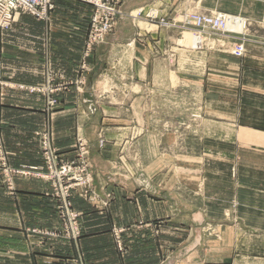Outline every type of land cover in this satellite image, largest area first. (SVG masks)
Returning a JSON list of instances; mask_svg holds the SVG:
<instances>
[{
  "label": "crops",
  "instance_id": "1",
  "mask_svg": "<svg viewBox=\"0 0 264 264\" xmlns=\"http://www.w3.org/2000/svg\"><path fill=\"white\" fill-rule=\"evenodd\" d=\"M189 2L203 10L250 19L254 16L247 9L264 8V1L258 0H125L123 7L127 12L154 10L173 16L177 7ZM54 3L56 9L47 22L22 16L0 36V70L10 84L40 86L49 67L68 82L79 77L93 9L73 0ZM146 21L123 20L95 49L87 73L93 103L71 87L61 93L60 106L51 113L41 95L5 92L0 103L5 166L42 167L37 135L50 126L60 153L74 159L76 137L82 134L91 147L94 191L100 199L93 203L75 195L74 206L83 222L77 243L48 239L40 233L61 229L54 203L45 195L48 183L15 177V191L10 194L0 167V216H9V223L0 218V264H72L80 256L85 264H264V179L242 174V167L258 170V159L243 164L234 146L238 137L240 152L244 146L264 151V130L257 128L258 120L243 125L235 116L227 120L220 110L227 102L226 91L232 90L233 103L238 104L246 77L253 75V69L261 70L253 65L264 66L262 58L247 56L245 62L231 63L223 53L187 51L183 59L178 57L176 35L153 30L152 24L149 29L139 27L148 25ZM173 75L175 83L180 76L188 86L201 90L206 105L202 126L195 133L186 132L180 160L172 154L177 150L178 130L171 125L162 130L159 111L162 86L172 89ZM259 82L249 88L258 85L263 92ZM163 146H168L169 161L162 159ZM126 166L144 169L137 173L151 177L147 178L156 193L130 181L122 172ZM163 167L185 169L180 181L170 174L169 192L161 188L168 176L155 171ZM199 181L203 187L197 192ZM227 212L239 221L226 223ZM162 218L164 229L158 223ZM156 224L160 235L154 234ZM115 229H123L119 235L123 252ZM6 251L10 261L1 255Z\"/></svg>",
  "mask_w": 264,
  "mask_h": 264
},
{
  "label": "rangeland",
  "instance_id": "2",
  "mask_svg": "<svg viewBox=\"0 0 264 264\" xmlns=\"http://www.w3.org/2000/svg\"><path fill=\"white\" fill-rule=\"evenodd\" d=\"M54 1L55 0H53V3ZM73 1H76V0H73ZM124 1L125 0H111V2L117 3V7L124 14V16L118 20L114 28V31L110 33L108 36H106L102 42H100L98 45L94 47L92 53L88 56V58H85L86 57L85 56L86 55V45H87L89 32L91 29V19L94 13V8L84 3L92 7L93 12H92L90 23H89V31L86 36L85 53H84L83 62L81 64V69H80L81 71L76 81H73V82L66 81L63 75L55 73V71L49 67L47 70L45 82L42 85L40 86L13 85L3 78V75L0 70V103L3 100V96L5 95V92L11 91V90L12 91L13 90L27 91L31 94H38L45 98V95L43 94L44 92L42 91L32 92L31 89L32 88L42 89L46 84L47 75L49 73L53 75V82L51 83V88L55 90L54 93H57L54 95V98L57 100V104H58L54 108L49 109L48 107L49 105L47 104L48 99L46 100L45 98V108L51 113L56 111V109L60 106L59 97L61 93L71 90L70 89L71 87H74V91L76 93H81L84 96L87 89L89 88L88 79H87V73L90 70L88 66V60L94 54L95 49L101 44H103L110 35H113L115 31L117 30L119 24L125 19H130L132 23H134L133 21H138L137 24L142 20L144 21L147 20L146 23H148V25L143 24L140 26L139 24V27L143 29L144 28L149 29V26L152 24L150 28L153 30L164 31L172 36L176 35L178 57L182 54L187 53V51H193V53H199L201 51H204V52H208L211 54L223 53L226 57L225 59L227 60V62H231V63H233L234 61H244L245 62L247 56H254L257 58H262L263 62L261 65H264V8L253 7L252 9H247L250 11L251 15L254 16L252 17V19H250L249 17H246V16L225 13L224 11H217L215 9L203 10L201 7L192 6L191 4L192 2L191 3L189 2L190 4H187L188 3L187 2L185 3V6L183 7H177V9H175L177 10V13L176 11L174 12V14L176 15L171 16L172 12H169V14H166V15L164 14L162 15V14L155 13L154 10H150L149 12H146V13L144 12V10L127 12L125 11L123 7ZM261 1H264V0H258V3H261ZM183 2H186V0H183ZM54 6H55V3H54ZM55 9H56V6H55ZM234 10H237V9H234ZM171 11L173 10L171 9ZM223 14L231 16L234 19H231V22L230 21L227 22V18H225L226 19L225 22L219 21L216 17H218V15H223ZM22 16H30L39 21H44V22H47L49 19L48 17L47 20H40L39 18H36L32 15L21 13L20 15L15 17L10 29L0 32V36L4 34L5 32L10 31L12 27L14 26V24L16 23V21H18L20 17ZM197 16H204L206 18L205 23L207 24L203 25V24H200L199 22H196L194 19ZM133 30L136 31V28L134 27ZM240 52H243V53L239 54ZM213 55H211V57ZM197 57H200V56H197ZM184 58L185 56H183V59ZM83 65H85L84 69H83ZM249 65H253V64H249ZM253 66L259 69L261 68V70L253 69L252 70L253 75H251L250 78L249 76L246 77L245 90H241L240 94L237 96V98L239 97L238 104L233 103L235 102L234 101L235 95L233 94V92H230L232 90L226 91L225 101L227 100V102H225L226 104L223 105V108L220 110H223L227 114L226 116L227 120H231L235 116L237 119L241 120L243 125H245L246 123H252L253 121L258 120L257 128L264 130V91L259 92L257 89L258 85H256V87L251 86V88H249V84H254L256 82H259V80H261L259 84L264 88V66H261V67L257 65H253ZM184 71L186 70L183 69V74H182L183 76L187 74ZM254 71L259 72L262 75H259L258 73H254ZM179 75H180V72H179ZM258 77H261V78H258ZM82 79L85 80V85H82L80 87L78 85V82L82 81ZM172 79L174 83V86L172 89L165 85H163L161 89L162 101L159 104V111L161 114L160 123H161L162 130L169 129L170 125L172 128H177L178 145L176 148L177 150L172 151L173 152L172 154L174 155V158H176L177 156V158L180 160L182 159L185 153L184 145H185L186 132L188 130L191 133H195V131L199 129V127L202 126L201 121L205 117L204 114L206 112L205 111L206 105H205V100L203 98L204 93L201 90L199 91L197 90L198 88L196 87L192 88L188 86L185 83L186 81L185 82L182 81L183 78L180 76H178L177 83H175L176 78L174 77V75ZM194 82L198 83L197 81H194ZM79 88H81V90H79ZM58 89H60V92L58 91ZM136 91L138 90L136 89ZM51 97L52 99H54L52 95ZM53 131H54V128L50 126V128L49 129L47 128V130L44 133L38 134L37 136L41 137L43 134H48L51 138L52 146H54V148L58 151L59 156L63 160H65V162H74L77 159H79L78 157H79L80 149L82 148V146L86 147L88 150V159L91 165V172H92V182L87 188H83V189L74 188L71 191V198H69V202L71 204L70 206L71 211L73 213H76L77 215V224L79 227V231H78V235L76 239L71 237V230H68L66 228V223L63 220H61L62 218L58 210V208L61 207L63 211H66L68 207L65 204H62L60 200L54 197L53 188L51 186V183L48 180L42 177L40 178L35 175V172L40 173V172L45 171L46 169L42 141H41L42 159H43L42 167L30 168V169L28 168L27 169L26 168L14 169L9 166L6 167L5 166L6 165V154L2 146H0V161H1V164H3L4 166L2 165L0 167L3 168V173L7 177L6 182H7V186H8L10 194H13L15 191V183H14L15 177H21V178L34 177V178L41 179L47 182L49 187L47 191L45 192V195L48 196L50 199H52L54 203L55 210L60 220L61 229L53 230L49 232H43L40 234L44 235L45 238L52 239V240L63 239L71 243L72 242L77 243L83 235V224H82L83 222L81 219V214L75 209V206H74L75 195L82 196L83 198L85 197L84 199H87L93 203L100 199L99 195L94 191L96 171L94 168V164L92 162L91 147L87 139L85 138V136L82 134H78L76 137V144L74 147L75 157L74 159L67 160L66 158L63 157V155L60 153L59 149L55 145L54 138H53V133H54ZM234 139H235L234 146L236 148V152H238L243 164L246 161H250V159H258V170L250 168V167L248 168L242 167L241 168V172H243L242 174L245 176L247 175L248 177H251V178L258 177L259 179L261 178L264 179V151L254 152V151H250L246 149L244 146L242 147V152H240L241 144L238 141V137H235ZM0 142H1V139H0ZM104 144L105 143L103 141L100 142V149L104 148ZM167 148L168 146L167 147L163 146V150H162L163 158L162 159L164 161L170 160V153L166 151ZM138 170L143 171L144 169H136V168L131 169L130 167L126 166L125 168H123L122 172L125 176L129 178L130 181L135 182V185L138 188L146 190L149 193H152L154 195L156 192L153 189V186L151 185V181H149L147 178L149 175L147 176L146 173L144 172L137 173ZM155 171L161 172V174L164 175L163 177L168 176L164 184L159 182V186L162 184L161 188H163V190H165L167 187V192H169L168 190L170 187L169 177L171 173L174 174V176L176 175L179 181L181 180V178L185 177V169H174V168L170 169L169 167H163L162 169H155ZM238 172H239V168L237 167V169H235L234 177H237ZM204 173L205 172H203V174ZM149 178L151 177L149 176ZM201 184L202 183H200L199 181L198 185L196 186L197 192L200 189H202L203 186H201ZM261 190L264 191V189H261ZM1 217L6 221L5 223H9V220H8L9 216H0V218ZM234 218L237 221H239V219H237L236 216L233 217L232 213L227 212L225 214L226 223L233 221ZM158 220H159L158 223H160V225L162 226L164 225L166 221V219L164 218L158 219ZM140 224L142 225L143 223L141 222ZM156 225H159V224H156ZM160 225L157 227L154 226L155 235H160L161 233ZM163 229H164V226H163ZM210 229L211 228H209V230ZM122 230L123 229H115L113 232L114 236L117 239V246L121 252L124 251V246L122 245V242L120 241V237H119V235L122 233ZM208 233L213 234V231H208ZM6 234H9V233H6ZM215 235H216L215 237L219 238V234L217 235L216 233ZM9 254L10 253L6 251V254H1V255H5L2 257L5 258L6 261H10ZM72 264H85V262H84V259L80 256L76 258L72 262Z\"/></svg>",
  "mask_w": 264,
  "mask_h": 264
},
{
  "label": "built area",
  "instance_id": "3",
  "mask_svg": "<svg viewBox=\"0 0 264 264\" xmlns=\"http://www.w3.org/2000/svg\"><path fill=\"white\" fill-rule=\"evenodd\" d=\"M82 3H86L94 8V13L91 19V29L89 32L87 45H86V57L92 53L94 47L104 40L106 36L114 31V28L119 19L124 14L117 7V3L111 2V0H76ZM55 9L53 0H0V32L10 29L12 22L16 16L21 13L32 15L40 20H47L50 13ZM219 21H224L227 18V22H231L234 19L228 15H218L216 17ZM200 24H207L204 16H197L194 19ZM240 52L239 54H242ZM85 65H83V69ZM53 82V75L49 73L45 86L40 89L32 88L31 91L44 92L47 104L50 108L57 106V100L54 98L55 90L51 88ZM81 87L85 85V80L78 82ZM81 90V88H79ZM60 92V89H58ZM56 91V92H58ZM51 95L54 99H52ZM48 96V98H47ZM43 145V153L45 158L46 169L43 172H35V175L48 180L53 188L54 197L65 204L68 209L63 211L58 208L61 220L66 223V228L71 230V237L77 238L79 227L77 224V215L71 211V204L69 198H71V191L74 188L83 189L89 187L92 182L91 165L88 159V150L82 146L80 149L79 159L74 162H65L58 151L52 146L51 138L48 134L41 136Z\"/></svg>",
  "mask_w": 264,
  "mask_h": 264
},
{
  "label": "water",
  "instance_id": "4",
  "mask_svg": "<svg viewBox=\"0 0 264 264\" xmlns=\"http://www.w3.org/2000/svg\"><path fill=\"white\" fill-rule=\"evenodd\" d=\"M92 90H93V85L91 84L84 95V98L88 103H93V95L91 93Z\"/></svg>",
  "mask_w": 264,
  "mask_h": 264
}]
</instances>
